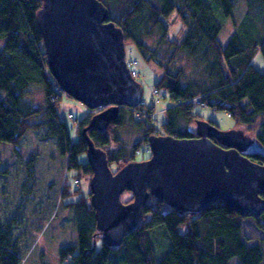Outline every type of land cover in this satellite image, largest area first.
Wrapping results in <instances>:
<instances>
[{
	"label": "trees",
	"instance_id": "16d2710c",
	"mask_svg": "<svg viewBox=\"0 0 264 264\" xmlns=\"http://www.w3.org/2000/svg\"><path fill=\"white\" fill-rule=\"evenodd\" d=\"M100 1L109 9L111 21L123 30L126 45L133 44L147 62L160 68L161 63L151 52L148 40L156 32L166 36V20L174 14L186 28L181 40H167L173 51L171 60L185 54L206 72L201 80L184 85L182 72L173 74L169 69H162L164 73L155 87L166 90L171 96L172 105L166 110L167 118L162 126L166 135L195 138L184 127L180 131L179 125L202 118L193 113L194 106L187 104L201 97L204 107L226 111L236 125L245 126V132L253 133L252 137L264 146V72L255 66L257 57L264 59V0H245L247 12L239 24L234 19L233 0ZM41 8L40 0H0V94L5 93L0 100V142L10 145L20 155L19 148L28 132L45 129L47 139H56L59 151L67 158L68 168L92 176L88 161L80 160L87 155L88 145L82 133L90 125V117L82 122L73 115L70 118L73 123L78 121L76 139L77 133L72 136L60 116L64 91L55 90L57 81L50 71L37 25ZM219 14L233 20L235 32L227 44L219 39L222 31ZM33 87L44 91L45 102L41 107L26 104L25 96ZM126 110L134 113L129 108H121L119 119L112 122L105 133L88 131L97 147L106 152L111 137L119 142L118 132ZM157 131L158 127L152 128L148 136ZM106 153L109 164L127 158L121 154V149ZM251 160L264 165L262 156H252ZM71 194L65 187L62 197L69 198ZM131 200L132 197L126 203ZM65 207L72 212L78 244L61 249L64 264H231L235 259L238 264L264 263L263 245H249V239L244 236L245 217L223 201L212 203L200 215L187 216L152 197L141 226L125 238L118 250L100 243L95 210L87 197L81 195ZM261 220L258 225L264 231V215ZM162 226L172 246L170 244L167 252L158 258L161 255L157 253L151 232ZM13 234V222L0 218V264H22Z\"/></svg>",
	"mask_w": 264,
	"mask_h": 264
},
{
	"label": "water",
	"instance_id": "95a60500",
	"mask_svg": "<svg viewBox=\"0 0 264 264\" xmlns=\"http://www.w3.org/2000/svg\"><path fill=\"white\" fill-rule=\"evenodd\" d=\"M37 25L53 78L69 97L94 115L82 133L93 171L91 202L103 244L118 250L141 226L152 197L181 215L197 216L223 201L245 218L264 215V146L244 130L222 131L197 119L195 138L151 136V158L131 162L117 173L107 153L87 134L105 133L121 108H138L143 86L127 66L123 30L100 0H40ZM133 193L123 203L125 192Z\"/></svg>",
	"mask_w": 264,
	"mask_h": 264
},
{
	"label": "rangeland",
	"instance_id": "374dc122",
	"mask_svg": "<svg viewBox=\"0 0 264 264\" xmlns=\"http://www.w3.org/2000/svg\"><path fill=\"white\" fill-rule=\"evenodd\" d=\"M106 1V0H103ZM235 4L234 19L237 24L242 22L247 12L245 0H233ZM219 22L222 24V31L219 39L223 44H227L235 32L233 20L226 19L220 14ZM168 34L156 32L148 40V46L157 57L160 68L154 63H149L140 54L137 48L128 43L126 45L127 63L138 62L135 70L140 76L136 78L143 86V104L136 111L145 109L147 119L151 129L158 127L154 136H166L162 127L166 121V110L171 104V96L166 90H161L158 99L153 96L156 82L164 73L162 69H169L173 74L182 72L184 74V85H188L196 80H201L205 69L194 59L183 54L172 59V50L169 48L167 40L184 37L186 28L179 16L172 15L166 20ZM128 66V65H127ZM255 66L264 72V59L257 57ZM137 71V72H138ZM131 72V71H130ZM132 74V73H131ZM61 88V87H60ZM5 93L0 94V100L4 99ZM157 100V101H156ZM26 104L33 107H41L45 102L44 91L40 87H33L25 96ZM193 113H198L207 122H213L222 131L244 130L245 126L236 125L233 118L226 111L214 110L204 107L203 104L195 103ZM107 109V108H105ZM105 109L94 110L87 108L82 103L69 97L63 92L60 106V116L68 125L71 135H74L73 127L78 121H83L90 117V122L94 115ZM156 117L153 118V114ZM74 116V121L70 119ZM122 125L118 132L119 142H115L111 137L110 145L105 147L106 152L118 151L126 155V160L122 159L118 163H111L110 167L114 173L120 171L130 162H143L151 158V146L149 143L147 126L141 122L139 117L126 110L123 115ZM139 122L141 124H139ZM111 125V124H110ZM109 125V127H110ZM108 127V128H109ZM180 131L186 129L188 133L196 135L197 125L195 122L181 123ZM75 134L76 139L78 138ZM108 130V129H107ZM45 129L40 131H29L21 147L19 154L13 148L0 142V218L14 225V240L18 243L22 257V264H64L61 257V249L73 247L78 244V233L72 212L65 207L70 202L78 200L80 196L87 197L91 202V181L93 175L70 170L67 166V158L59 151L56 139L45 137ZM245 132V130H244ZM254 136L251 132H245ZM146 143V144H145ZM149 146V147H148ZM144 151L137 152L142 149ZM146 149V150H145ZM35 155V156H34ZM32 160V162H31ZM82 162H87V155L80 157ZM129 163H125L126 161ZM32 163V164H31ZM35 164V166H33ZM65 187L72 192L69 198L62 197ZM79 189L78 192L75 191ZM132 197L133 193L127 191L122 195L123 203ZM150 202V201H149ZM130 203V202H128ZM165 205V204H164ZM167 206V205H166ZM261 219L245 218L243 222L244 236L249 239V245H260L264 247V231L259 227ZM100 234V233H99ZM164 226L154 229L151 237L161 258L172 246L171 239ZM102 243V234L98 236ZM231 264H238V260H233ZM264 264V263H263Z\"/></svg>",
	"mask_w": 264,
	"mask_h": 264
},
{
	"label": "built area",
	"instance_id": "2783aa9c",
	"mask_svg": "<svg viewBox=\"0 0 264 264\" xmlns=\"http://www.w3.org/2000/svg\"><path fill=\"white\" fill-rule=\"evenodd\" d=\"M127 65H128L129 70H130L131 73H132L133 78H134L135 80H137L136 78H138V77L140 76L139 71H138V70H135V66L137 67L138 62L135 60V61H133V62L127 63ZM137 71H138V72H137ZM55 88H56L55 90H56L57 93H59V91H60L61 93L63 92V90L60 88V86H59L57 83H55ZM158 92H160L159 89H156V90H154V92H153V96H154L155 98H157V99H158V95H159ZM62 95H63V94H62ZM156 101H157V100H156ZM198 102L200 103V105L203 104V103H202V100H201V97H197V98L191 99V100L187 101V104L190 105V106H194V105H197V104H195V103H198ZM158 103H159V99H158V102L155 103V105H157ZM141 104H143V101H142ZM203 105H204V104H203ZM139 107H140V106H139ZM139 107H138V108H139ZM136 109H137V108H135V109H133V108H129V110L133 111V112L139 117V119H140L141 122H144V123L146 124L148 130L151 129L150 123H149V121H148V119H147V115H146V113H145V109H141V110H139V111H138V110L136 111ZM90 112H91V113H94V112H96V111L92 110V111H90ZM152 116H153V118H155V117H156V114L154 113ZM70 117L72 118L73 116L71 115ZM77 128H78V125L73 127L74 134L77 132ZM145 144H146V143H145ZM148 147H149V146H148ZM145 150H146V149H145ZM140 151H144V147H143L142 149L137 150L138 153H140Z\"/></svg>",
	"mask_w": 264,
	"mask_h": 264
},
{
	"label": "clouds",
	"instance_id": "9594fccd",
	"mask_svg": "<svg viewBox=\"0 0 264 264\" xmlns=\"http://www.w3.org/2000/svg\"><path fill=\"white\" fill-rule=\"evenodd\" d=\"M151 137V136H150Z\"/></svg>",
	"mask_w": 264,
	"mask_h": 264
}]
</instances>
